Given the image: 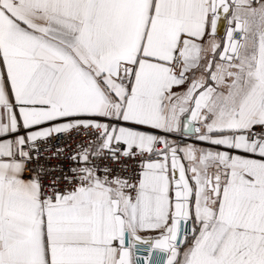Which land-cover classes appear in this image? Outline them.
Here are the masks:
<instances>
[{"label": "snow or ice", "instance_id": "6c2138e0", "mask_svg": "<svg viewBox=\"0 0 264 264\" xmlns=\"http://www.w3.org/2000/svg\"><path fill=\"white\" fill-rule=\"evenodd\" d=\"M0 264H264V0H0Z\"/></svg>", "mask_w": 264, "mask_h": 264}, {"label": "built area", "instance_id": "2783aa9c", "mask_svg": "<svg viewBox=\"0 0 264 264\" xmlns=\"http://www.w3.org/2000/svg\"><path fill=\"white\" fill-rule=\"evenodd\" d=\"M86 139H87L86 136L77 135L73 133L71 137L60 136L49 141L48 150L42 154V162H43V157H49L48 159L49 164L63 165L65 170H67V168L72 166L73 162L71 161L70 157L73 151L76 150L77 144ZM57 147L64 149V153L62 156L57 157L52 155V153L55 151ZM98 162L104 163L105 161L101 160Z\"/></svg>", "mask_w": 264, "mask_h": 264}, {"label": "crops", "instance_id": "0c3cea01", "mask_svg": "<svg viewBox=\"0 0 264 264\" xmlns=\"http://www.w3.org/2000/svg\"><path fill=\"white\" fill-rule=\"evenodd\" d=\"M143 234V233H142Z\"/></svg>", "mask_w": 264, "mask_h": 264}]
</instances>
